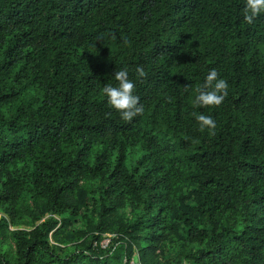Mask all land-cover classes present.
<instances>
[{
	"label": "trees",
	"instance_id": "trees-1",
	"mask_svg": "<svg viewBox=\"0 0 264 264\" xmlns=\"http://www.w3.org/2000/svg\"><path fill=\"white\" fill-rule=\"evenodd\" d=\"M245 3L0 0V264H264V14ZM213 68L227 95L194 104ZM121 69L129 122L103 94Z\"/></svg>",
	"mask_w": 264,
	"mask_h": 264
},
{
	"label": "clouds",
	"instance_id": "clouds-1",
	"mask_svg": "<svg viewBox=\"0 0 264 264\" xmlns=\"http://www.w3.org/2000/svg\"><path fill=\"white\" fill-rule=\"evenodd\" d=\"M260 14H264V0H246L244 8V21L252 23ZM138 76L145 75L141 67H137ZM114 79L116 86L106 84L103 87V94L106 97L107 104L113 108L120 118L129 122L143 112V106L139 102V97L135 94V84L129 78L126 69L115 71ZM210 89L204 91L203 89ZM228 84L223 78L218 77L217 71L209 69L202 89H197V95L194 98V104L199 106H219L227 95ZM195 120L201 131L207 129L213 130L216 126L215 120L210 115L203 113H194Z\"/></svg>",
	"mask_w": 264,
	"mask_h": 264
},
{
	"label": "built area",
	"instance_id": "built-area-1",
	"mask_svg": "<svg viewBox=\"0 0 264 264\" xmlns=\"http://www.w3.org/2000/svg\"><path fill=\"white\" fill-rule=\"evenodd\" d=\"M107 245H108V243H107L106 245H104V242L102 243L103 248H105ZM130 264H141V263H140V262L137 263V262H135V260H134V261H132Z\"/></svg>",
	"mask_w": 264,
	"mask_h": 264
},
{
	"label": "rangeland",
	"instance_id": "rangeland-1",
	"mask_svg": "<svg viewBox=\"0 0 264 264\" xmlns=\"http://www.w3.org/2000/svg\"><path fill=\"white\" fill-rule=\"evenodd\" d=\"M107 243H109V240H108V239L104 241V245H106ZM135 262L139 263V261H138V258H137V257H136V259H135Z\"/></svg>",
	"mask_w": 264,
	"mask_h": 264
}]
</instances>
